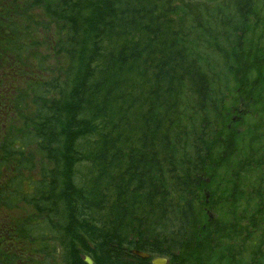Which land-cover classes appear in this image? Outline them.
Wrapping results in <instances>:
<instances>
[{
  "label": "trees",
  "instance_id": "trees-1",
  "mask_svg": "<svg viewBox=\"0 0 264 264\" xmlns=\"http://www.w3.org/2000/svg\"><path fill=\"white\" fill-rule=\"evenodd\" d=\"M43 11L62 59L0 99V264H264V0Z\"/></svg>",
  "mask_w": 264,
  "mask_h": 264
},
{
  "label": "rangeland",
  "instance_id": "rangeland-1",
  "mask_svg": "<svg viewBox=\"0 0 264 264\" xmlns=\"http://www.w3.org/2000/svg\"><path fill=\"white\" fill-rule=\"evenodd\" d=\"M52 1L53 0H0V99L4 96V90H8V88L12 89L13 84L23 85L19 80L23 79L24 75L18 74V79L14 76V73L28 71V68H25V66L28 67L29 60L39 56L50 64L61 61V56H56L52 52H47L46 48L47 35L60 28L58 24L50 21L43 11L44 4ZM27 16L33 18L36 23L27 29V40L20 39V41H26V43H28L31 40L34 46L29 51L17 53L14 50L8 49V44H11V42L14 43L12 38L14 33L11 32L10 26L13 23H20L16 25L17 28H19L18 31L21 30L24 27L23 21ZM258 32L259 31L256 30V33ZM20 41H18V43H20ZM206 62L209 63V60H206ZM239 113L240 112L233 113L231 118L236 128H240L237 124L240 119L237 117ZM24 249L38 252V247L34 245H27Z\"/></svg>",
  "mask_w": 264,
  "mask_h": 264
},
{
  "label": "water",
  "instance_id": "water-1",
  "mask_svg": "<svg viewBox=\"0 0 264 264\" xmlns=\"http://www.w3.org/2000/svg\"><path fill=\"white\" fill-rule=\"evenodd\" d=\"M131 253L133 255L139 257V258H142V259H148L149 258V254H147L145 252H142V251L131 250ZM83 261L86 264H92L91 258H89L87 255H85L83 257ZM165 263H166V259L165 258L156 257V258H153L151 260V264H165Z\"/></svg>",
  "mask_w": 264,
  "mask_h": 264
},
{
  "label": "flooded vegetation",
  "instance_id": "flooded-vegetation-1",
  "mask_svg": "<svg viewBox=\"0 0 264 264\" xmlns=\"http://www.w3.org/2000/svg\"><path fill=\"white\" fill-rule=\"evenodd\" d=\"M152 259V258H151ZM149 262H151V261H149ZM124 263V262H123ZM134 263H136V264H140L139 262H134ZM151 264V263H150Z\"/></svg>",
  "mask_w": 264,
  "mask_h": 264
}]
</instances>
